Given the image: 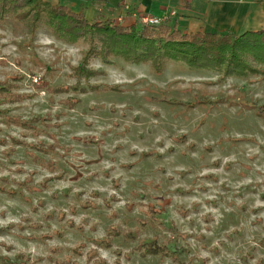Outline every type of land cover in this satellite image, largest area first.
<instances>
[{"label":"rangeland","instance_id":"1","mask_svg":"<svg viewBox=\"0 0 264 264\" xmlns=\"http://www.w3.org/2000/svg\"><path fill=\"white\" fill-rule=\"evenodd\" d=\"M29 39L0 23V80L25 95L0 114L44 117L35 136L0 116V264H264V79L94 60L84 91L48 93L75 83L85 46L40 29L39 66Z\"/></svg>","mask_w":264,"mask_h":264},{"label":"trees","instance_id":"2","mask_svg":"<svg viewBox=\"0 0 264 264\" xmlns=\"http://www.w3.org/2000/svg\"><path fill=\"white\" fill-rule=\"evenodd\" d=\"M257 1L263 2V0ZM8 16L28 26L30 39L27 45L32 48L30 60L34 65L45 66L34 51L33 44L35 34L40 29L46 30L52 37L65 43L73 45L80 43L85 46L81 64L73 68L75 83L71 86L66 84L58 87L38 86L48 93H67L77 89L84 91L85 88L81 87L82 82L88 83V79L97 73L88 67V64L94 60L106 65H112L116 60L127 64H145L157 72L163 71L172 62L190 69L210 71L218 76L244 80L245 78L264 79V30L262 29L247 30L238 35L232 31L218 30L185 33L170 26L166 21L158 25L142 24L140 18H136L130 25L112 19L88 21L82 12H73L63 5H54L46 0H0V23ZM11 87L17 89L13 84L8 85V80H0V102L16 103L25 98V95L17 93ZM78 101L79 99L72 97L64 99V103L71 108ZM257 114L264 117V106L258 108ZM0 116L2 123L22 130H30L35 136L39 135L38 123L44 120L41 116L28 119L7 113H1ZM16 143L28 145L42 154L56 151L54 143L46 144L41 140L36 144H27L20 140ZM33 159L44 162L43 158L37 155H34ZM44 163L50 169V173H56L54 160L49 159ZM55 175V178L60 177V173ZM52 178L50 176L46 181ZM29 180L26 179L25 183ZM0 191L14 193L12 189L5 187H0ZM109 232L107 231V234L110 238ZM113 234L116 235V231ZM152 244L156 246V250H150L151 253L162 252L164 249L162 245L156 244V240H152L150 245ZM139 250L143 254L140 245ZM94 253L95 250H91L88 257H92ZM102 263L104 262L101 259L93 261V264Z\"/></svg>","mask_w":264,"mask_h":264},{"label":"crops","instance_id":"3","mask_svg":"<svg viewBox=\"0 0 264 264\" xmlns=\"http://www.w3.org/2000/svg\"><path fill=\"white\" fill-rule=\"evenodd\" d=\"M88 21L112 19L124 25L157 16L180 32L264 30V6L254 0H46ZM145 14V15H144ZM124 22V23H123Z\"/></svg>","mask_w":264,"mask_h":264},{"label":"built area","instance_id":"4","mask_svg":"<svg viewBox=\"0 0 264 264\" xmlns=\"http://www.w3.org/2000/svg\"><path fill=\"white\" fill-rule=\"evenodd\" d=\"M164 19L157 16L146 15L141 17V22L146 25H158L163 22Z\"/></svg>","mask_w":264,"mask_h":264}]
</instances>
